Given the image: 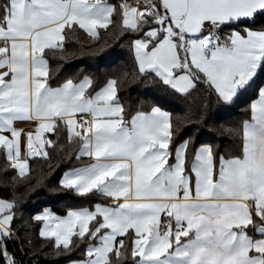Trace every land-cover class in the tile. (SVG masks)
Masks as SVG:
<instances>
[{"label": "snow or ice", "instance_id": "1", "mask_svg": "<svg viewBox=\"0 0 264 264\" xmlns=\"http://www.w3.org/2000/svg\"><path fill=\"white\" fill-rule=\"evenodd\" d=\"M78 34L99 46L70 48ZM110 41L130 65L103 78L50 64ZM141 85L160 95L132 109L121 89ZM165 99L201 126L213 104L244 116L219 129L224 151L177 142ZM0 187V264H20L17 240L67 264H264V0H0ZM37 188L80 202L24 220Z\"/></svg>", "mask_w": 264, "mask_h": 264}, {"label": "trees", "instance_id": "2", "mask_svg": "<svg viewBox=\"0 0 264 264\" xmlns=\"http://www.w3.org/2000/svg\"><path fill=\"white\" fill-rule=\"evenodd\" d=\"M112 2H117V0H112ZM111 27V26H110ZM105 35V33H102ZM78 39L81 43H77L76 40H72L69 42V47H81L85 49V51L95 48L99 46V43H93L87 40V37L83 34H78ZM102 42V41H101ZM113 49H115V53H113ZM115 54H119L120 60L116 65L111 63L112 56ZM50 64L53 68L56 67L57 64L62 63L64 67V71L60 73V78H63L65 75H74L80 69L86 70L90 74H96L103 76L113 70L114 67L118 65H130V54L127 47L118 46L115 41H110L108 45V49L106 53L103 54V58L100 55H97L94 59L87 57L75 56L70 59V61L62 62L59 60L58 55L52 56L49 55ZM55 83V81H53ZM147 91L148 95H142ZM121 97L124 99L125 104L131 106L132 109L137 108L141 101L151 102L152 97L159 96L160 94L155 92L152 88L141 85L136 88H128L124 87L121 89L120 93ZM165 108L169 112L173 113L174 122L177 125L176 131V140L179 142L183 139H192L197 143H212L220 146V151H224L225 147L230 144V139L226 135H223L219 129L223 126L230 125L231 123L238 121L243 118L244 113L241 108L233 109L231 112H220V116L222 119H216L217 116V108L213 104L209 115L212 119L209 120L207 125L201 126L198 124L195 117H193L191 122L184 121L183 117V106L178 102L172 101L171 99H165V101L160 105ZM53 167L47 168L44 167V171L48 173H52V177L50 179H54L58 181L61 171L65 168L67 162H63L56 166V158L55 154H53ZM36 169L37 175L39 174V167L34 165ZM35 177L30 183H24L19 185L16 188V194H22L27 189L31 187L32 184H35ZM10 183V180H9ZM52 184L49 185L51 187ZM11 190L0 187V196H10ZM80 201L77 198H74L71 193H53L48 188H37V190L31 194L30 198L27 199L25 206L21 209L20 216L23 217L24 220H27L29 214H34V211H40L44 207L51 208L52 211L63 215L65 213V205L68 203L78 204ZM30 227L32 229H36L39 227L35 222H30ZM34 236V233H33ZM35 239V236H34ZM8 248L10 251L16 252V258L20 262V264H67V258H56L55 256L49 254L44 255L43 253L39 255H33L31 252L26 253L23 250V246L20 240L15 242L8 241ZM45 252L48 251V248L44 249ZM80 253L75 252L72 254V259L79 258Z\"/></svg>", "mask_w": 264, "mask_h": 264}]
</instances>
